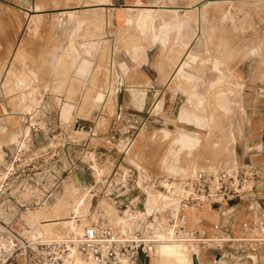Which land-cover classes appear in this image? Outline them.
I'll list each match as a JSON object with an SVG mask.
<instances>
[{
    "label": "rangeland",
    "instance_id": "obj_1",
    "mask_svg": "<svg viewBox=\"0 0 264 264\" xmlns=\"http://www.w3.org/2000/svg\"><path fill=\"white\" fill-rule=\"evenodd\" d=\"M105 3L0 0V4L26 9L19 42L0 66V143L13 141L19 119L39 107L49 112L50 131L62 133L63 146L78 144L98 151L111 147L108 136L113 129L125 132L121 119L146 118V125L132 133V145L121 157L124 165L146 174L180 181L199 171L219 173L234 171L242 163L259 165L262 158L254 162L250 155L263 152L264 145L240 137L254 120L264 118V0H212L198 5L193 14L179 13L176 21L171 16V22L162 25L155 23L162 12L149 22L141 19L140 8L105 12L99 7ZM95 5L97 16L88 18L98 21L86 22ZM171 29L174 38L162 52L173 65L170 82L155 91L154 103L144 108L141 92L128 86L125 95L120 77L146 63L142 35L152 33V40L163 45ZM161 31L165 36L159 38ZM218 89L225 93V100L220 101ZM126 96L132 107L122 104ZM35 142L36 148L50 143L39 136ZM97 168L95 180L111 171L108 161ZM92 184L63 183L56 201L24 212L12 222L13 230L27 241L35 237L56 240L63 234L48 236L39 230L50 216L58 221L64 218L81 191ZM109 209L106 214L114 220L115 211ZM173 246L186 252L187 261L199 252L184 244ZM157 254L146 264H157L152 259L176 264L173 259L158 260Z\"/></svg>",
    "mask_w": 264,
    "mask_h": 264
},
{
    "label": "built area",
    "instance_id": "obj_2",
    "mask_svg": "<svg viewBox=\"0 0 264 264\" xmlns=\"http://www.w3.org/2000/svg\"><path fill=\"white\" fill-rule=\"evenodd\" d=\"M45 112L38 107L23 115L14 140L0 143V264H136L172 242L211 250L216 260L237 261L264 247V220L243 225L242 235L234 239L200 238L187 229L188 212L229 204L246 194L262 197L264 203V172L240 165L234 171H199L180 181L146 174L124 165L121 158L146 118L121 119L125 132L113 129L108 136L111 147L98 151L78 144L63 146L62 133L50 131ZM37 136L50 143L36 148ZM107 161L110 173L95 180L97 166ZM77 168L89 173L93 184L81 191L85 212L69 211L76 230L57 240L23 239L12 222L56 201L64 178ZM108 207L119 224L108 220ZM251 229L257 231L254 237L247 234Z\"/></svg>",
    "mask_w": 264,
    "mask_h": 264
},
{
    "label": "crops",
    "instance_id": "obj_3",
    "mask_svg": "<svg viewBox=\"0 0 264 264\" xmlns=\"http://www.w3.org/2000/svg\"><path fill=\"white\" fill-rule=\"evenodd\" d=\"M208 1L212 0H204L203 2H196V0H106L107 3L100 4L99 7L105 12H117L119 10L125 11L140 8L138 11L141 13V19L143 21L149 20V22H151L156 13L162 11L161 17L156 18L155 22L156 25L157 23L162 25L163 23L169 22L171 16H173L171 21H176L177 16H179H176V14L186 12L193 14L198 5L203 6ZM25 11L26 9L24 8H15L0 4V66L2 65V62H4L5 56L7 55L9 49L14 46L16 42H19L20 35L26 21V14L24 13ZM123 19L125 22V17ZM151 25L152 24L150 23L149 26ZM188 25L190 28L191 20L188 22ZM188 25L185 27H188ZM174 35V30L171 29L167 33V40L163 45L160 43V41L152 40V33H148L146 37L142 35V51L145 53L144 58L146 63H143L140 67L131 68L124 77H120L121 81L123 82V86L121 88L125 95L126 87L128 86L134 88L135 91L137 90L141 92L142 96L144 97L142 104L140 105L144 108L151 106L154 103L155 97L153 93L155 91H160L162 86L167 85L170 80L171 73H169V67H173V65L171 64V61L168 63L166 61L167 59L162 57V52L164 51L165 46L169 44V41L171 40L170 38H174ZM184 35L185 33L182 32L181 36ZM164 36L165 31H161L159 38ZM145 39L147 40L146 50ZM127 69L128 68L126 67V71ZM212 86L213 85L209 87V91L210 88L212 89ZM219 92H221V90ZM221 93L222 95H220L219 98L220 101H223L226 99L224 96L225 93ZM122 102L125 107H132V100H128L127 96ZM240 138H252L253 143H258L260 146L264 145V118L262 119V117H260L258 121L254 120L252 125L249 124L245 133H242ZM250 158H253V160H255L254 162L259 161L261 158L263 161L260 162L259 165L258 163L257 165L242 163L239 164L235 169H237L240 165H246L252 166L264 172V155L261 152L259 153L256 151V153H254L252 156L250 155ZM250 162L252 163V160ZM92 182L91 175L84 170H81V168L72 170L63 180V183ZM263 220V198L257 197L254 194H246L240 199L229 204L204 207L198 212H188L187 229L200 238L234 239L242 235L243 225L251 226L253 222ZM247 234L249 237H254L257 234V231L251 229L247 232ZM194 258H197L196 263L198 264H264V247H262L256 253H248V257H243V259L237 261L216 260L213 251L207 249L197 252ZM151 262L158 264L157 260L153 261L152 259ZM146 263L147 260L143 259L142 257L136 262V264Z\"/></svg>",
    "mask_w": 264,
    "mask_h": 264
},
{
    "label": "bare ground",
    "instance_id": "obj_4",
    "mask_svg": "<svg viewBox=\"0 0 264 264\" xmlns=\"http://www.w3.org/2000/svg\"><path fill=\"white\" fill-rule=\"evenodd\" d=\"M201 1V0H200ZM219 1H221V0H219ZM230 1L231 0H229V3H230ZM218 2V1H217ZM220 3V2H219ZM224 3V2H223ZM232 3V2H231ZM88 5V4H87ZM94 5V4H93ZM69 7V6H68ZM91 7H95V8H90V14H87L88 16H87V18L88 17H91L92 15L94 16V17H96L97 15H96V13H94L95 11H97V9L98 8H96V5L95 6H91ZM252 7H254V6H252ZM262 7V6H261ZM261 7H259V8H261ZM36 9V8H35ZM198 9V8H197ZM236 9V8H235ZM256 9H257V7H256ZM229 10V9H228ZM86 11H88V10H86ZM198 11V10H197ZM76 12V11H75ZM79 12V11H78ZM156 12V11H155ZM162 12V11H161ZM160 13V12H159ZM199 13V12H198ZM85 15V14H84ZM83 15V16H84ZM154 15V14H153ZM169 15V14H168ZM172 15V14H171ZM177 15H179V14H176V16ZM199 15V14H198ZM82 16V15H81ZM82 16V17H83ZM81 17V18H82ZM173 17V16H172ZM224 17V16H223ZM165 18H166V16H165ZM198 18V17H197ZM71 19H72V15H71ZM96 19V18H95ZM95 19L94 20H91L90 18H88L87 20H86V22L88 21V22H95ZM199 19V18H198ZM79 20V19H78ZM82 20H84L85 21V18L84 19H82ZM97 21H98V18L96 19ZM181 20V19H180ZM126 21V20H125ZM134 22V21H133ZM69 23V22H68ZM196 35V34H195ZM137 40V39H136ZM193 41V40H192ZM192 43V42H191ZM186 50V49H185ZM219 53V52H218ZM185 54V53H184ZM228 56H229V54H228ZM229 57H231V56H229ZM222 58V57H221ZM220 58V59H221ZM235 58V57H234ZM228 59V58H227ZM245 59V58H244ZM241 60V59H240ZM229 61V60H228ZM176 62V61H175ZM180 62V61H179ZM230 62H231V60H230ZM236 62V61H235ZM237 63H238V61H237ZM178 64H180V63H178ZM226 64V63H225ZM228 64H229V62H228ZM177 65V64H176ZM224 66V65H223ZM184 67V66H183ZM228 68V67H227ZM176 69V68H175ZM187 69V68H186ZM230 69V68H229ZM220 70V69H219ZM218 70V71H219ZM175 71V70H174ZM183 71V70H182ZM229 71V70H228ZM172 72V71H171ZM186 72V71H185ZM177 77V76H176ZM176 79V78H175ZM173 81V80H172ZM171 81V82H172ZM163 82V81H162ZM170 82V81H169ZM220 83H221V81H219ZM226 82V81H225ZM216 83V82H215ZM219 84V83H218ZM217 84V85H218ZM213 86H214V84H212ZM217 87H219V86H217ZM216 88V87H215ZM223 88V87H222ZM143 90V89H142ZM219 90V89H218ZM211 91H214V89H212ZM210 91V92H211ZM216 91V90H215ZM222 92V91H221ZM210 94V93H209ZM205 107V106H204ZM207 110V109H206ZM211 110V109H210ZM65 112H66V110L64 109H62V114H65ZM216 114V113H215ZM202 116V115H201ZM214 117V116H213ZM209 118V117H208ZM215 118V117H214ZM204 120V119H203ZM198 121V120H197ZM209 123V122H208ZM207 123V124H208ZM203 125V124H202ZM203 127V126H202ZM208 128V127H207ZM186 133H188V132H186ZM189 137V136H188ZM178 138V137H177ZM182 138V137H181ZM191 143V142H190ZM194 147V146H193ZM184 150H186V149H184ZM80 195H81V193H80ZM80 195H79V199H78V201L77 202H75V203H73V206H72V209L70 210V211H73V212H81V211H84L85 212V208H84V206H82L81 207V205H80ZM107 210V209H106ZM111 210V208L109 209V211ZM109 211H107V212H109ZM114 211V210H113ZM60 212V215L62 214L61 212V210L59 211ZM112 212V211H111ZM69 213V211L67 212V214ZM114 213V212H113ZM67 214L65 215V217L64 218H62L61 220H59L58 221V219H56V218H54V216H50V217H48L49 218V220H46V222L44 223V226H43V228H41L42 230H39V229H37V230H39V232L40 233H42V234H45V235H48V236H50V235H62L61 237H59V238H56V240L57 239H61V238H64L66 235H67V233L69 232V230H73V231H75L76 230V228L73 226V222L70 220L71 218L69 217V219H68V216H67ZM112 214V213H111ZM64 215V214H63ZM113 215V214H112ZM66 216H67V218H66ZM106 216H107V218H108V220H110L111 222H113L114 224H119V221H118V219H117V216H116V214H115V218H114V220H113V218L111 217V218H109L108 216L109 215H107L106 214ZM66 219H68L67 221H66ZM37 234H38V231H37ZM46 240V239H45ZM55 240V239H54ZM174 244H182L181 242H172V243H167V244H164V245H161L159 248H157L156 249V251H155V253L156 252H158V256H157V258H158V260H159V258L161 259L162 258V260H163V258H168V259H173V261L176 263V264H198V263H196V259L194 258V256H195V254L196 253H193L192 255H191V257L189 258V261H187L185 258V256H184V254L186 253H183V251L180 249V247H178V246H173ZM191 250V249H190ZM154 253V254H155ZM191 254V253H190ZM187 256V255H186ZM188 258V257H187ZM165 259V260H166ZM198 261V260H197ZM159 263H161V262H159ZM75 264H80L79 262H75Z\"/></svg>",
    "mask_w": 264,
    "mask_h": 264
}]
</instances>
